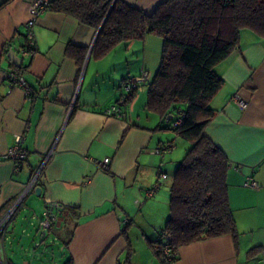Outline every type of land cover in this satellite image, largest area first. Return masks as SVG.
Listing matches in <instances>:
<instances>
[{"label":"crops","instance_id":"1","mask_svg":"<svg viewBox=\"0 0 264 264\" xmlns=\"http://www.w3.org/2000/svg\"><path fill=\"white\" fill-rule=\"evenodd\" d=\"M123 1L150 14L165 0ZM31 19L28 0H11L0 9V215L35 180L17 212V223L0 245L1 258L10 264H18V259L25 264H63L69 257L74 264H134L137 226L154 263L152 257H157L149 240L162 237L182 158L178 147L164 156L155 153L158 145L177 144L181 138L165 128L168 120L146 108L162 39L147 35L98 56L93 52L97 29L48 9L33 27L35 51L23 57L20 49ZM70 48H75L73 53ZM10 50L22 59L21 65ZM11 70L20 74L26 88L10 85L5 75ZM217 71L224 83L210 101L216 114L205 133L230 161L228 193L238 233L182 246L175 264H264V39L244 29L239 47ZM142 75L146 80L141 89L126 101L123 82ZM236 94L247 103L245 109L233 100ZM113 105L119 114L107 115ZM20 135L26 158L6 159ZM106 157L111 158L108 171L92 161ZM160 168L168 177L147 196L146 190L159 182ZM248 177L259 187L245 186ZM36 187H41L40 194ZM48 201L66 208L59 222L44 231L41 219ZM38 234L49 236L42 250L46 262H39V253L26 259ZM52 242L60 246L58 252L49 249Z\"/></svg>","mask_w":264,"mask_h":264},{"label":"trees","instance_id":"2","mask_svg":"<svg viewBox=\"0 0 264 264\" xmlns=\"http://www.w3.org/2000/svg\"><path fill=\"white\" fill-rule=\"evenodd\" d=\"M9 1L0 2V9ZM48 9L97 29L93 52L98 56L147 35L163 41L146 108L164 120L172 115L165 128L189 147L174 174L162 237L149 240L160 264H175L182 246L223 234L236 237L227 182L230 161L205 130L216 114L210 101L224 83L217 66L239 47L244 29L264 39V0H165L150 14L123 0H55ZM136 92H128L126 101ZM165 241L172 259L164 254ZM63 264L74 262L69 257Z\"/></svg>","mask_w":264,"mask_h":264},{"label":"built area","instance_id":"3","mask_svg":"<svg viewBox=\"0 0 264 264\" xmlns=\"http://www.w3.org/2000/svg\"><path fill=\"white\" fill-rule=\"evenodd\" d=\"M30 3V6L32 8V19L28 23V31H27V41L25 45L20 49L21 54L23 57L30 56L36 49V38L34 33V24L36 22V19L46 10H48L51 3L55 0H28ZM6 79L9 80L11 86H22L23 88H26L25 82L23 78L20 76V74L15 71L11 70L8 71L5 75ZM146 78L142 76L137 77H130L126 79L123 82V89L126 90V92H130L133 90H140L142 83ZM233 100L243 109L247 107V103L238 95L236 94ZM120 108L117 105H113L110 108L107 109L106 114L107 115H115L119 114ZM182 122V117L178 118L175 122V125H178ZM22 141L23 136L20 135L17 138V142L15 145H13L5 154L6 159H11L15 161L22 160L26 158L27 152L22 148ZM176 142H166L158 145L155 148V153L164 156V154L168 151H172L175 149ZM92 161L97 164V166L104 170L108 171L110 170V162L111 158L106 157L102 160L92 158ZM159 182L156 183V185L153 188H150L146 190L147 196H152L160 187L161 182L160 180H165L168 175L166 172L162 170V168L159 169ZM35 181V180H34ZM34 181L28 186L24 194H22L15 203L8 208V210L3 213L0 216V245L3 243L4 238L6 237V234L8 232L9 224L16 216L21 203L26 195V192L33 186ZM245 186L250 188H258L259 184L258 182L253 179L252 177H248L245 181ZM66 206L65 204L58 202V201H48L45 206V210L43 213V217L41 219V228L44 231L50 230L54 224L58 223L60 220L61 213L65 210ZM127 222H129V219H126ZM163 251L164 254L168 257V259L173 258L172 248L168 241H165L163 244ZM0 264H10L7 260L1 258L0 256Z\"/></svg>","mask_w":264,"mask_h":264},{"label":"rangeland","instance_id":"4","mask_svg":"<svg viewBox=\"0 0 264 264\" xmlns=\"http://www.w3.org/2000/svg\"><path fill=\"white\" fill-rule=\"evenodd\" d=\"M156 38H158L157 40H159L161 42V38L160 37H156ZM160 58H161V56H160ZM160 62H161V60H160ZM155 73L156 72H154V74H152V76H151L152 78L155 75ZM176 146L178 147V150L180 151V154L182 153L181 157L183 158L185 153H186L187 148L189 147L188 143L181 139V140L178 141ZM15 219H16V216L10 222L9 227H11L12 225L17 223V221ZM135 228L137 230V233H136L137 234V241L135 239L133 240L134 241L133 242V246L137 247V251L138 252H137V256L134 259L135 260L134 264H160V262L157 259H155L154 257H152V259L154 260V263L150 262L149 255L147 253L148 251H145L144 248H143V245H144L143 243H145V241H143V239H142V237H143L142 231L137 226ZM36 242L41 243L42 246L41 247H36ZM47 242H49V236L48 237H43L42 235L38 234L36 239L33 242H31L30 245H29V249H30L29 253H30L31 256L30 257H26V259L30 260L31 257L35 258V255H37L39 253L40 254L39 255L40 256L39 262L41 260L46 262L48 260L47 259L48 255L46 253H44L42 250H46L47 249V247H46ZM59 247L60 246L57 243L52 242V244L49 246V249H53L56 252H58ZM32 262H34V261L32 260ZM35 262H37V261L35 260ZM18 264H25V262L22 259H18Z\"/></svg>","mask_w":264,"mask_h":264},{"label":"water","instance_id":"5","mask_svg":"<svg viewBox=\"0 0 264 264\" xmlns=\"http://www.w3.org/2000/svg\"><path fill=\"white\" fill-rule=\"evenodd\" d=\"M112 9V8H111ZM103 26V25H102ZM101 26V28H102ZM100 28V29H101ZM10 56L13 58V61L17 64V65H21L22 63V59L18 56V54L14 51V50H10L9 52ZM172 118V115L169 116L168 121ZM36 191L38 194L41 193V187H36Z\"/></svg>","mask_w":264,"mask_h":264}]
</instances>
